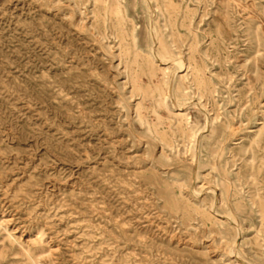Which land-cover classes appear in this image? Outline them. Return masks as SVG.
<instances>
[{
	"label": "rangeland",
	"instance_id": "374dc122",
	"mask_svg": "<svg viewBox=\"0 0 264 264\" xmlns=\"http://www.w3.org/2000/svg\"><path fill=\"white\" fill-rule=\"evenodd\" d=\"M161 1L0 0V264H264V0ZM163 67L204 79L194 162Z\"/></svg>",
	"mask_w": 264,
	"mask_h": 264
},
{
	"label": "bare ground",
	"instance_id": "6f19581e",
	"mask_svg": "<svg viewBox=\"0 0 264 264\" xmlns=\"http://www.w3.org/2000/svg\"><path fill=\"white\" fill-rule=\"evenodd\" d=\"M100 3L101 4L98 8L99 11L103 10V13H104L105 11H109L112 9L114 10L115 13L118 14L120 0H100ZM172 3H173V0L161 1V4L165 6L166 8L171 6ZM157 4L159 5V3ZM117 23L119 27V30L117 32V39H118L117 44H118V47H120L121 49L124 46H128L127 44L129 42L128 37L131 38L132 42L134 41L135 37L132 34H128L127 31H124L122 29L120 20H117ZM136 57L137 55L134 54V59H133L134 64L137 63ZM139 57H141L144 63H148L149 65L153 64V60H158L160 61V64L164 63L163 61H167L169 64H173L175 66L174 69L176 70L178 69L181 70L185 66L183 63V60L179 56H176V57L172 56L164 60L163 55H161V53L158 52L155 55L152 50H150L145 56L140 55ZM150 68L152 69L150 73V77L155 78L156 71H154V68L151 65H150ZM186 69H189V67L186 66ZM171 71H172V74H171L172 77L170 75L168 76V67H163L160 69L159 73L161 74V78L152 84L153 85L152 93L156 92L158 94V96L160 97V103L164 105L166 109H167V105L165 104V101L167 99H170L172 107H174V109L176 108L174 112L171 111L173 117L176 120L175 129L180 134L182 141L186 143V148L192 153V159H193L192 161L194 162L196 154L199 153V151L196 149V142L198 140L199 134H197L195 130V126L191 124V121L189 120V117L185 111L190 102L189 100L190 93L192 94L196 93L198 97L201 98L202 96L201 87L204 84V79L197 72L192 73V75L188 78V76H179L176 72H174V70H171ZM131 90H132L131 91L132 93L137 90H140V88L136 87L135 81L132 85ZM135 112H136L137 120L144 121V117L141 115L138 105L136 107ZM213 119L215 118H212V121ZM214 130L217 136H219V134H217L218 130L221 131L222 134L224 132L232 133L233 131L231 126H228V125L225 126L222 124L218 125ZM147 131L150 132L151 135H155L159 133L158 129L154 127L153 128L147 127ZM163 139L164 138H160V141H163ZM149 143L152 144V146H154L155 144V143L154 144L152 143L151 139H149ZM166 145L170 146V144H166ZM152 146L149 145L150 148ZM155 178H156V174L152 172L149 174V176L146 177V180L148 183L151 184L154 182ZM165 185L166 184H164V186ZM225 190L226 191L228 190V186L225 187ZM156 191L158 192L159 195L161 194L165 198L169 197L170 193H169L168 186L164 188H159V189L156 188ZM212 199H216V196H214ZM3 229L6 230L5 225H3ZM8 235L10 236L9 233ZM40 236H42V234H40Z\"/></svg>",
	"mask_w": 264,
	"mask_h": 264
}]
</instances>
